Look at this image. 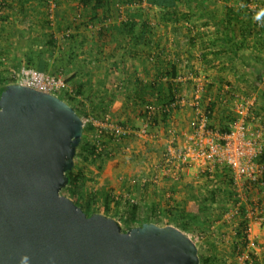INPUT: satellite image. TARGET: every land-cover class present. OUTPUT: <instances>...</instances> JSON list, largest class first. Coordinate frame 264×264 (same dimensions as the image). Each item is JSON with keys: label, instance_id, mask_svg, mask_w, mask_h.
<instances>
[{"label": "trees", "instance_id": "obj_1", "mask_svg": "<svg viewBox=\"0 0 264 264\" xmlns=\"http://www.w3.org/2000/svg\"><path fill=\"white\" fill-rule=\"evenodd\" d=\"M32 1L0 0V40L4 33L12 32V34H17V38L19 39H28V48L25 51L24 49H20L19 54L16 56L17 60L14 61L15 67L21 69L23 60H26L24 65L27 69L49 73V70L55 66V48L58 43L53 32H50L44 41L35 43L33 38L26 37L27 35L24 31H20L19 29L5 31L4 27H2L3 24L9 22V15H13L14 12L12 10L17 8L19 16L21 15L23 18L30 19L31 24H33L34 20L32 21L31 18L34 16V5L31 6ZM72 1H74V4L70 5H72V10L76 11L75 18L62 16L58 20V24H62L65 20H68L66 21L68 24L66 29L72 30L68 38V51L70 52L67 57L69 60L77 58L81 52L79 46L90 39L94 44L97 43L104 49L110 48L112 56L115 53L112 51L117 48L118 35L123 36V40L127 42L125 51L120 53L121 61L128 59L133 63V60L143 59V61L146 60L144 63L146 71L148 68L152 69L154 66L158 68L153 76L150 77L147 74L150 77V79L145 77L147 81L134 76V83L132 85L123 84L122 89L123 91L126 90V99L131 100L134 106L133 110H138L140 113H143V108L147 105H158L163 110L161 120L164 124L170 123L175 110L170 108L180 87L175 79L179 71L181 69L182 71L186 70L187 66L181 68L180 64L184 57H180L176 61L172 59H170L172 61H165L163 59L165 55L163 57V47H161L160 38L157 37L158 32L164 29L167 31L169 29L168 25H171L172 31L177 33L176 30L179 27L185 32L188 43L193 46L197 43L198 36L197 34L194 36L190 34H192V31H196L197 33L198 29L199 31H203V33H210V36L214 37L208 43H213L214 46L217 45L220 48L230 47L231 52H236V54L238 49L249 40L246 35L253 36L256 39L255 41L261 45L260 40L262 37L259 35L260 33L264 34V0ZM38 2L42 3V7H46L49 4L48 0H38ZM56 2L58 4V0ZM120 9H124V11L121 12ZM57 14H55L56 18L58 17ZM123 14L124 18L121 17ZM38 20L39 26L44 30L51 29V24L55 22V20L51 21L49 19L47 11L45 14L40 12ZM28 28L31 29L32 25ZM88 31H92L93 35L89 37ZM240 31L241 39L239 44H237L238 39L236 35ZM203 39L202 41H204ZM204 45H200V48L203 50L202 54L205 55ZM138 47H143L142 53H140ZM144 50L150 51L144 53ZM3 53H0V64L5 59L3 58ZM64 54L61 56L63 59ZM100 54L98 55L100 56ZM152 54H154V60L151 58ZM93 59L95 62L96 60H101L98 56H94ZM70 61H64V64L66 65ZM262 64L264 65V61ZM58 71H53V73H57ZM90 72L88 69H77L74 74L65 79L67 83L71 82L72 84L65 87V92L60 93L59 97L71 105L81 117L87 114L85 113L87 102L90 104L89 108L91 112L102 117V114L108 111L114 94L110 89L111 87L106 84L102 85V87L90 84L88 78ZM14 81H16L15 77H7L5 69L0 71V90L6 88L7 85ZM114 86L116 87L117 85ZM211 87L212 84L207 83L206 92H209ZM80 105L84 111L80 109ZM215 107V101L209 100L205 102V108L209 111V117H211ZM122 124L127 125L126 122H122ZM229 124L223 128L221 127V129L224 131L229 130ZM94 128L91 124L84 127L81 142L77 147L75 155L82 160H80V163L75 164L71 170L67 171L70 180L61 190L62 194H66L77 205L82 207L88 216L96 212L107 214L111 212L113 204L119 203L107 192L102 198L95 193L86 192L85 181L90 180L91 177L87 174L84 163L91 158H101L106 151L99 149L93 139H87V134ZM100 143L106 144L103 140ZM259 162L264 163V155L259 157ZM211 180H216L218 187L212 189L210 195L202 197L203 199H201L199 208L201 212L202 209L208 210L209 208L206 206L211 201L216 202V200L220 199L230 202V207L238 208V215L235 216V219H238L235 225L236 233L238 234L235 248H240L241 244L245 245L247 243L244 230L248 227L249 221L246 218V204L240 203L241 198L239 193L236 192L232 171L227 166H222ZM259 182L264 184V170L259 180L248 181V191L258 188ZM169 196L171 197V195ZM127 203L126 210L117 213L119 215V222L122 224V227L124 226V231L142 225L145 222L162 223V221L164 222L161 224L163 226L175 223L183 231H189V222H195V219L198 218L195 212L187 209L185 201L181 202L169 199L164 204L160 201H155L147 206L133 198L132 200H127ZM229 206L223 208V211H229L231 209ZM225 226L226 224L222 225V227ZM232 226L234 227V225ZM226 262L227 259L222 262V259L216 253H210V256L201 260V264H226ZM231 264H234V262Z\"/></svg>", "mask_w": 264, "mask_h": 264}, {"label": "water", "instance_id": "obj_2", "mask_svg": "<svg viewBox=\"0 0 264 264\" xmlns=\"http://www.w3.org/2000/svg\"><path fill=\"white\" fill-rule=\"evenodd\" d=\"M77 111L20 83L0 90V264H199L174 225L124 231L61 193L83 133Z\"/></svg>", "mask_w": 264, "mask_h": 264}, {"label": "rangeland", "instance_id": "obj_3", "mask_svg": "<svg viewBox=\"0 0 264 264\" xmlns=\"http://www.w3.org/2000/svg\"><path fill=\"white\" fill-rule=\"evenodd\" d=\"M65 2L66 0H58V5L55 10V14L58 13L57 14L58 17L54 18L55 22L51 24V29L49 30L42 29V27L39 26L38 24L39 13L41 12L45 14L46 11L49 12V5H46V7H42V3L41 2L39 3L38 0H33L31 4V6L34 5V12H33L34 16H32L31 18L32 21L34 20L33 24H31L30 19L23 18L21 15L19 16L18 14L19 10L17 8L12 10L14 11L13 15L12 14L9 15L10 18L9 22L2 25L5 31L11 29L14 30L19 29L20 31H24L27 35L26 37L28 38L29 36L30 38H33L35 43L44 41L48 37V34L50 32H53L58 43L55 48V56H56L54 63L55 66L54 67L52 66L53 68L49 70V73L55 74V72L53 73V71L59 70L57 74L60 73L64 80L70 77L71 75H69L70 64L66 63L65 65L64 59L63 57H61L62 54L64 53L63 51H65L66 47H68V38H64L63 35L67 31L70 32L72 31L69 28L66 29L68 26L66 21L68 20H65V22H63L62 24L60 23L58 24V20H60L62 16H65V14H68L64 10L66 9L64 8ZM70 11H71V16L69 15V18H72L75 14V10L73 11L71 9ZM65 17L67 18V16ZM30 25H32L31 29L28 28L30 27ZM199 28H201V26H199ZM176 32H183V30H180V28L178 27ZM12 33H4L0 40V53L4 52L3 58H5L2 60L3 61L2 64H0V71H3V69H5L7 77H12L13 71H17L16 73L17 74L19 73L18 75H20L18 78L25 80V78H27L29 73H31V71L33 70L27 69V67H25L24 64L26 60H23L22 62L23 66L21 67V69H17L15 67L14 61L17 60L16 56L19 54L20 49H24L25 51V49L28 48L27 45L28 39L26 38L19 39L17 38V34H12ZM89 33H92V31H89ZM165 33H168V35L170 33H173L172 28L167 30ZM172 37L173 39L169 38L168 36L166 40L167 43H169V40H172L171 49L175 50V47H179L180 45H183L187 49L192 47V45L188 43L187 38H185V35L183 38L181 36L178 37L172 36ZM161 40H162L161 45L165 46L166 45L165 39L162 38ZM174 42L176 45L174 44ZM166 47L168 48V45H166ZM20 56L22 57V55ZM167 56H169L167 60H170V57H173V54L167 53ZM189 56L190 55H188L187 57L185 56L183 60L187 59L191 62L192 57ZM150 60L152 61V59ZM191 63L193 64V61ZM208 70L209 69L204 70L198 67V73H200L203 76H206V78L209 80V83H211V81L215 79V76H213L214 71H211L210 69V74H208L207 73ZM177 83L181 84V82H177ZM222 83L224 85H227V84H231V81L227 80L226 82L223 81ZM71 84H72L71 82L70 83L66 82L67 86L68 85L70 86ZM122 85L118 86L119 90L121 89L122 94L123 95L125 94L126 96V90L123 91ZM214 87L216 86L214 85L213 88ZM216 90L218 91V89ZM179 91L188 92L189 95L188 98L190 99L192 96L191 82L187 81V83H184L183 86L179 87ZM235 91L239 92L243 96H248L251 93V90L245 86L243 87L242 90L240 88H236ZM207 92H205V94ZM229 97H231V95L228 96V99L224 97L223 100L225 101L221 100L223 106L220 105V107H224V106L228 107V108L226 107V109L227 111L229 110L230 114L227 117H225V119H227V122L233 121L234 118L231 108L229 109V105L232 103ZM89 107L90 104L87 102V106H85L86 108L85 113L87 114L82 117L84 121L85 119H87V122L83 123L84 127H86L90 123L92 125L91 119H95V120L101 119V117H99L97 114L91 112ZM133 108L134 106L132 105L129 106L127 104L126 107H123V112L118 116H115L114 113H112L111 108H108V111L106 113L109 114V117L110 119L113 120V122H120L121 124L122 122L124 123L126 122L127 125L131 126L132 128H136L142 125V121H141L142 112L140 113L135 111L133 112L134 114L132 113L128 114L129 110L132 111ZM80 109L84 111L81 105H80ZM162 122L163 121L161 120V125H160L161 128L157 130H153L151 136L147 140L139 139L137 137H130L128 139L118 141L114 139V137L111 135L109 130H107L101 136H98L96 128L92 129V131H90L87 134L88 135L87 139H93L96 143L102 140L105 141L106 144L104 145V148L106 151L104 152V155H102L101 158H97V159L91 158L84 163V165L86 166L87 174L91 177L90 180L85 181L86 192L95 193L101 198L105 196L106 192L111 194V196H113L115 200L118 201L119 203L113 204L111 212L105 215L115 218L116 220H118V222H119V215L117 213L126 210L128 205L127 200L129 199L132 200L134 198L135 200H138L139 202L147 206L155 201H160L161 203L164 204L169 199H175L176 201H181V202L185 201L186 203L192 201L191 202L192 204L190 205L191 207L190 211L195 212L198 215V218L195 219V222L192 221L189 222V226H190L189 231H183L180 227L178 228L183 232H185L188 236H190L192 240L196 243L198 248L199 264H201L202 259L210 256V253H216L218 256H220L222 262L223 260L226 261L227 259L226 264H231L233 262L234 264H264V259L260 258L259 255L258 256L255 255L254 253H250L251 254V255L249 254L250 258L247 259L243 256V254L247 253L245 246L247 245V243L245 245L241 244L240 248L237 249L235 248V243L237 241V235H238L236 233L235 225L237 224L238 219L237 218L235 219L234 217L229 221L226 220L225 216L228 211H223V208L229 206L230 202L221 199L216 200V202L211 201L210 204L206 206L209 209L208 210L202 209L201 212L199 205L201 199H203L202 197L205 195H210L211 190L215 188V186L213 185V180L207 178L204 179L203 183H197L195 188L190 190L191 194L189 197H187L188 199L186 200H183L180 197L181 195L177 194V191H174L172 189L171 191L168 189L169 187L168 185H170V188L171 186L174 187L173 184H169L170 182H168V185L166 186L167 190L164 191L163 189L160 188L159 189L160 192H158V190L156 189L160 187L161 183L157 186L148 184L146 185L145 188L140 185V182L138 180L139 177H142L143 175L146 174L147 175L151 174L152 171H149V169L151 168V164L161 159L160 157L163 154L165 142L169 136L167 127H173L178 130L177 125L175 124L168 125L167 123L165 125L168 126H164V122L163 123ZM226 125L227 124H224L223 126L225 127ZM93 127L95 126L93 125ZM80 160L82 159L75 156L74 165L80 163ZM200 177L205 178V174L203 175L200 174ZM235 188H236V192L242 193L241 191L237 190V187ZM169 193L172 198L168 195ZM240 203H243L242 199ZM230 208L233 209L232 206ZM96 213H100V212H96ZM158 222L160 221L158 220ZM163 223L164 222L162 221V223H156V224H158L159 226H163L161 225ZM223 224H226V226L222 227ZM120 225L122 226L121 223ZM170 225L176 226L175 223H172ZM232 225H234V227ZM218 226L221 229L218 230ZM230 227L231 230H228L227 228ZM122 229L124 230V226L122 227ZM223 234L227 235L226 239L223 238L222 236Z\"/></svg>", "mask_w": 264, "mask_h": 264}, {"label": "built area", "instance_id": "obj_4", "mask_svg": "<svg viewBox=\"0 0 264 264\" xmlns=\"http://www.w3.org/2000/svg\"><path fill=\"white\" fill-rule=\"evenodd\" d=\"M48 3L50 20L54 21L58 4L56 0H49ZM69 35L70 31H67L63 36L69 38ZM180 65L181 68L187 67L186 70L179 71L175 81L181 83L191 81L192 96L189 99L186 95H181L178 92L170 108L176 109L190 105L194 109L195 115L189 125L183 129L177 130L168 127L169 136L165 142L161 159L153 164L151 174L139 177L140 185L142 187H146L147 184L157 186L162 183L165 177L178 180L184 171L190 169H195L197 172L205 174L206 178L213 179L222 166H227L232 171L235 187H238L237 184L240 181L259 180L264 170V163L259 162V157L264 155V126L253 125V120L257 119L256 95L250 93L248 96H243L235 91L233 85L227 84L225 89L231 91L229 98L232 101L231 110L235 118L229 124V130L224 131L221 128H216L208 115L209 111L201 104L209 80L206 76L198 73L196 67L189 60H183ZM16 72L13 71L12 74L16 79L13 83L25 84L57 97L67 87L60 73L31 71L24 80L19 79L20 75ZM162 111L158 105L145 106L141 115L142 125L136 128L123 125L120 122H113L108 113L104 114L100 120L91 119V122L96 128L98 136L109 130L114 139L118 141L130 137L147 140L153 130L161 128ZM83 122H87V119ZM96 144L99 149L105 150L104 145L99 141ZM237 215L238 208H233L226 213L225 218L229 221ZM246 218L248 221L251 218H256L264 224V213L256 206L247 209ZM244 233L247 239V253L243 256L247 259L250 258V253L257 255L256 249L252 251L254 243L249 223ZM222 236L224 239L227 238L226 234Z\"/></svg>", "mask_w": 264, "mask_h": 264}, {"label": "crops", "instance_id": "obj_5", "mask_svg": "<svg viewBox=\"0 0 264 264\" xmlns=\"http://www.w3.org/2000/svg\"><path fill=\"white\" fill-rule=\"evenodd\" d=\"M70 4H74V1L69 0L66 1L64 4V8H66L64 10L66 13H68L65 14V16H71L70 10L72 9V5ZM120 11L123 12L124 9H120ZM75 14L72 17L73 19L75 18ZM121 17L124 18V14ZM168 27L170 29L171 25H168ZM165 32L166 31L162 30L157 34V37L160 38V42L162 41L161 39L164 38L165 44L168 45V48L166 47V45H161V47H163V57L165 55L163 59L165 61L170 56H166L167 53L173 54V57H170V59H172L173 61L180 59V57L183 58L185 56L187 57L188 55H190L192 57L191 60L193 61V66L196 67L197 71L198 67L204 70L209 69L207 71L208 74H210V69L211 71H214L213 76H215V79H213L210 83L212 84V87L209 92L204 94L201 104L202 106H205V102L209 100L215 101L217 103L210 117L212 124H214L216 128L224 127V124H229V122H227V119H225V117L230 114L229 110L227 111L226 109L227 106L220 107V105L223 106L221 100H223L224 97L228 99V96L231 94V91L223 89L226 87V85H224L222 82H226L227 80L231 81V85L234 86L233 88H235V90L236 88H240L242 90L245 86L251 90V93H254L256 95L255 109L257 113V119L253 120V125L264 126V65L262 64V62L264 61V34L260 33L259 35L260 37H262V39L260 40L261 45H259L255 41L256 39L253 38V36L246 35L248 36L249 40L245 42L244 46L238 49V52L236 54V52H231L230 47L220 48L217 45L214 46L213 43H208L209 40L214 37H211L210 33H203V31H199L198 29L197 33L192 31V34H190L192 36L197 34L198 40L196 44H194L189 49L185 48L183 45H180L179 47L174 46L175 50H173L171 49L172 40H169V43H167V37L169 36V38L173 39L172 36H181L183 38L185 35V38H187L186 34L185 32L175 33L172 31L173 33H170L168 35V33ZM88 35L90 37L91 35H93V33H89L88 31ZM202 38H204V41H202ZM236 38L238 39L237 44H239L241 39V31L240 33L237 32ZM126 42V40H123V36L118 35V43L116 45L117 48L115 49L116 51H112L115 52L112 56L110 54V48L104 49L97 43L94 44L91 39L79 46L81 52L79 53L80 55L75 58V60L73 58L70 59V61L67 57L70 52L68 51V47H66V50L63 51L65 53L64 61H70L68 62V64H70L69 66L71 72H69V75L74 74V72L79 68H82L83 70L88 69L89 71H91L88 76L90 84H94L97 87H102V85L106 84L111 87L110 89L113 91L114 97L111 103L109 104L108 108H111L112 113H114L115 116L121 114L123 112V107H126L127 104L129 106H133L132 101L126 99L125 94H122V90H119L118 86L122 84L129 86L132 85L134 83V76H137L138 78L144 80H146L145 77L150 79V77L153 76V74L158 69L156 66H154L152 69L148 68V70L146 71L144 64L146 60L143 61V59L133 60V63L128 59H126L125 61H121L122 58H120V53L125 51ZM202 44H205V55L202 54L203 50L200 48V45ZM138 50L140 51V53H142L143 47H138ZM156 50L158 51V49ZM148 51L150 50H144V53ZM99 53H101L100 56L98 55ZM153 53L155 54V52ZM154 54H152V56ZM94 56H98L101 60H96L95 62L93 59ZM152 56L151 58L154 60V56ZM147 74H149L150 77H148ZM183 84L184 83H181L179 85L183 86ZM114 85L117 86L115 87ZM214 85L216 87L213 88ZM216 89H218V91ZM179 94L186 95L187 98L189 96L188 92L185 91H179ZM231 105L232 104L229 105V109L232 107ZM133 109L132 111L129 110L128 114H134L133 112H135V110ZM136 111L138 112V110ZM194 115L195 111L190 106L177 108L174 110L172 119L170 123H168V125L175 124L177 125L178 130H180L189 125V122L194 118ZM168 125L164 124V126ZM153 164L154 163L151 164V168L149 169V171H153ZM200 174L203 175V173H199L195 169H190L184 171L178 180H173L166 177L165 180L162 181L160 187H156V190H158V192H160V188L164 191L167 190L166 186L168 185V182H170L169 184H173L174 187L171 186L170 188V185H168V189L177 191V194L181 195L180 197L183 200H186L188 199L187 197H189L191 194L190 190L195 188L197 183H203L204 179H207L206 176L205 178H201ZM248 181L250 180H244L243 182L240 181L237 184V190L242 192L239 193L240 197L243 200V203L245 202L244 204H246V209H249L252 206H256L260 209V211H262V213H264V184L259 182L260 185L258 188L248 191ZM213 185L215 186V188L218 187V183L216 182V180L213 181ZM168 195H170V193ZM191 202L192 201L188 203L185 202L188 210H191ZM249 228L252 232V238L254 243L252 251L256 249L257 256L259 255L260 258L264 259V224L262 223V221L256 218H251L249 220ZM219 229L221 228L218 226V230ZM227 229L231 230V228Z\"/></svg>", "mask_w": 264, "mask_h": 264}]
</instances>
